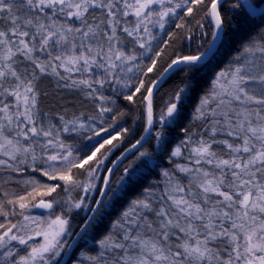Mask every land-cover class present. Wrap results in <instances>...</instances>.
<instances>
[{"label": "snow or ice", "instance_id": "snow-or-ice-1", "mask_svg": "<svg viewBox=\"0 0 264 264\" xmlns=\"http://www.w3.org/2000/svg\"><path fill=\"white\" fill-rule=\"evenodd\" d=\"M0 264H264V0H0Z\"/></svg>", "mask_w": 264, "mask_h": 264}]
</instances>
